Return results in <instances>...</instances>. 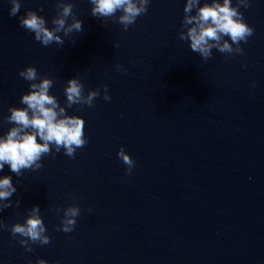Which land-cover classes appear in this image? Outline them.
Segmentation results:
<instances>
[{
  "label": "water",
  "instance_id": "water-1",
  "mask_svg": "<svg viewBox=\"0 0 264 264\" xmlns=\"http://www.w3.org/2000/svg\"><path fill=\"white\" fill-rule=\"evenodd\" d=\"M66 2L83 31L43 46L19 17L36 11L51 28L56 0H20L15 17L0 0V136L14 126L9 108L25 107L27 66L53 79L61 106L71 78L85 94L101 89L92 107L66 108L89 141L74 158L61 149L19 177L7 164L0 171L17 189L0 222L23 223L38 205L51 239L29 252L0 229V264H264V0L239 9L254 28L243 55L213 49L208 61L178 39L186 0H150L127 31L115 18L104 27L89 0ZM121 147L135 161L131 175ZM73 204L74 230L58 231Z\"/></svg>",
  "mask_w": 264,
  "mask_h": 264
},
{
  "label": "clouds",
  "instance_id": "clouds-1",
  "mask_svg": "<svg viewBox=\"0 0 264 264\" xmlns=\"http://www.w3.org/2000/svg\"><path fill=\"white\" fill-rule=\"evenodd\" d=\"M91 15L103 20V26H107L110 18H115L124 31L136 23L138 17L148 11L150 0H89ZM12 5L9 16L15 17L21 8L20 0H10ZM249 0H237L236 6L232 0H210L201 6V0H186L181 22V30L178 39L190 42V49L198 53L204 61H208L213 55V49L231 57L234 54L243 55L241 43H247L249 37L254 34V28L249 26L241 7L247 9ZM56 16L52 18L53 27L46 26V20L36 11L28 10L25 15L19 17L20 27L34 33L36 41L43 46L53 43L64 44V37L83 31L82 21L74 12V4L66 0H56ZM195 9V14H192ZM40 11H43L41 8ZM120 13L117 16V13ZM70 21V22H69ZM63 33V35H60ZM227 37V39L225 38ZM231 41V42H229ZM119 47V44L115 45ZM117 71L126 72L120 65H116ZM19 76L30 82L29 91L21 96L20 103L25 107H10L6 121L14 126L4 136H0V171L7 164L12 173L17 177L22 175V170H38L43 165L41 160L46 155H55L61 149L68 157H75L77 149L88 144L85 136V121L82 117L68 115L66 108L73 105H94L101 89L88 90L79 77L67 81L64 89L66 96L65 106H61L54 95L49 94L53 87V79L40 76L37 69L27 66L19 72ZM254 86V85H253ZM104 99L110 101L108 86H103ZM54 148V152H53ZM117 157L126 166L125 175H131L135 168V161L121 147ZM17 189L13 185L11 176L0 179V210L12 207L11 197ZM19 206V200L16 201ZM60 209L57 207V212ZM91 211V210H89ZM80 214V207L76 204L63 209V218L57 226L58 231L70 233L74 230ZM7 228L13 238L19 236V244L27 251H32L31 243L48 245L51 242L46 234V227L40 214L38 205H34L23 223H14L10 228L0 222V229ZM31 242V243H30ZM36 264H47L44 259H39Z\"/></svg>",
  "mask_w": 264,
  "mask_h": 264
}]
</instances>
